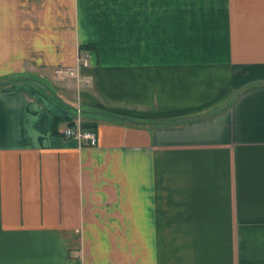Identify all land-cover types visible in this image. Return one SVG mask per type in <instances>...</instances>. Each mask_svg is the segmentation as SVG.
I'll list each match as a JSON object with an SVG mask.
<instances>
[{"label": "crops", "instance_id": "obj_1", "mask_svg": "<svg viewBox=\"0 0 264 264\" xmlns=\"http://www.w3.org/2000/svg\"><path fill=\"white\" fill-rule=\"evenodd\" d=\"M0 264H264V0H0Z\"/></svg>", "mask_w": 264, "mask_h": 264}, {"label": "built area", "instance_id": "obj_2", "mask_svg": "<svg viewBox=\"0 0 264 264\" xmlns=\"http://www.w3.org/2000/svg\"><path fill=\"white\" fill-rule=\"evenodd\" d=\"M79 63L82 66L89 65V58L84 57L79 59ZM59 73H66L70 76H75L73 70H58ZM62 134L66 138H73L78 140L79 142H85L86 144L93 146L96 144V135L91 129H83L81 128L80 122L75 121L74 125H68L63 129Z\"/></svg>", "mask_w": 264, "mask_h": 264}, {"label": "trees", "instance_id": "obj_3", "mask_svg": "<svg viewBox=\"0 0 264 264\" xmlns=\"http://www.w3.org/2000/svg\"><path fill=\"white\" fill-rule=\"evenodd\" d=\"M59 120H55V124L58 122ZM75 121L67 120V124L68 125H74ZM81 128L83 129H93L95 126L94 122H80Z\"/></svg>", "mask_w": 264, "mask_h": 264}, {"label": "water", "instance_id": "obj_4", "mask_svg": "<svg viewBox=\"0 0 264 264\" xmlns=\"http://www.w3.org/2000/svg\"><path fill=\"white\" fill-rule=\"evenodd\" d=\"M59 99V98H58Z\"/></svg>", "mask_w": 264, "mask_h": 264}]
</instances>
